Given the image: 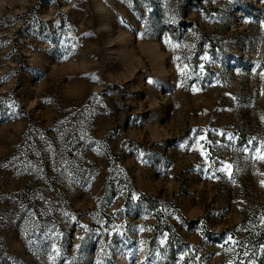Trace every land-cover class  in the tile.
I'll return each mask as SVG.
<instances>
[{"label":"rangeland","instance_id":"1","mask_svg":"<svg viewBox=\"0 0 264 264\" xmlns=\"http://www.w3.org/2000/svg\"><path fill=\"white\" fill-rule=\"evenodd\" d=\"M264 0H0V264H264Z\"/></svg>","mask_w":264,"mask_h":264},{"label":"snow or ice","instance_id":"2","mask_svg":"<svg viewBox=\"0 0 264 264\" xmlns=\"http://www.w3.org/2000/svg\"><path fill=\"white\" fill-rule=\"evenodd\" d=\"M261 159H264V156H262Z\"/></svg>","mask_w":264,"mask_h":264}]
</instances>
